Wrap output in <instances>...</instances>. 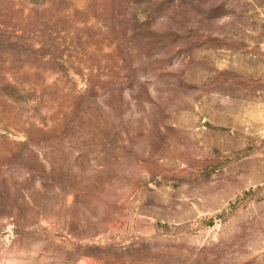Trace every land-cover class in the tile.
Returning a JSON list of instances; mask_svg holds the SVG:
<instances>
[{
  "label": "rangeland",
  "instance_id": "obj_1",
  "mask_svg": "<svg viewBox=\"0 0 264 264\" xmlns=\"http://www.w3.org/2000/svg\"><path fill=\"white\" fill-rule=\"evenodd\" d=\"M0 264H264V0H0Z\"/></svg>",
  "mask_w": 264,
  "mask_h": 264
}]
</instances>
